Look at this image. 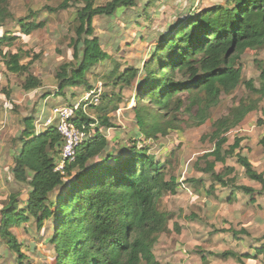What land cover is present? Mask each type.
I'll use <instances>...</instances> for the list:
<instances>
[{"label": "trees", "instance_id": "obj_1", "mask_svg": "<svg viewBox=\"0 0 264 264\" xmlns=\"http://www.w3.org/2000/svg\"><path fill=\"white\" fill-rule=\"evenodd\" d=\"M9 1L0 0V30L15 22ZM137 1L111 0L94 6L96 0H61L56 9L51 10L65 11L72 5H82L76 15L72 63L63 64L55 74L58 95L67 88L91 90L87 76L97 75L94 72L97 66L111 61L101 49V40L93 36V19L112 18L117 10L132 8ZM30 18L16 21L19 34L0 36V58L5 70L11 75L23 76L21 89L26 93L41 88L42 80L30 72V62L21 64L18 53H3V48L10 47L19 37H28L45 28L44 21L35 22ZM263 46L264 0H226L225 6L177 22L169 34L160 36L149 54V62L143 64L145 77L135 96V105L130 109L140 134L148 140L177 131L176 118L169 116L170 110L181 108L183 103L177 100L173 108L169 107L181 93L189 95L185 111L195 109L190 115L193 124L203 125L220 96L230 95L240 85V58L246 51ZM113 63L101 80L114 87H130L139 76V70L128 66L121 69L117 62ZM256 64L259 88H255L251 80L245 82L244 87L256 94L259 101L240 104L231 116L213 124L210 139L214 146L202 157L211 160L199 170L213 182L205 191L207 198L217 186L230 189L227 203H231L238 192L251 196L250 201H253V189L236 186L235 170L226 165L230 158H235L245 176L258 183L264 193V174L257 172L241 153L244 138L235 136L229 144L227 136L264 101V66L260 62ZM178 77L183 80H177ZM117 97L101 95L102 106L94 109L96 122H99L94 134L79 146L74 161L65 166L63 174L54 171V159L62 145L56 129L50 126L36 133L33 117L22 120L24 128L14 141L19 142L20 150L11 169L15 192H11L7 204L0 210V240L17 256L18 262L22 263L25 257L11 229L33 220L38 230L45 222L53 221L56 264H159L153 251L169 223L168 215L159 210V201L165 195H177L184 183L180 184L172 176L166 180L162 164L136 144L110 152L102 129L112 128L107 115L117 111ZM260 114L264 117V107ZM72 121L77 128L94 124L81 109ZM258 123L261 125V120ZM259 145L264 151L263 137ZM216 165L223 167L221 173H216ZM23 187L28 188V193L24 208H20ZM174 230L180 231L177 227ZM257 250H264V244ZM228 256L239 264L250 257L224 254Z\"/></svg>", "mask_w": 264, "mask_h": 264}, {"label": "rangeland", "instance_id": "obj_2", "mask_svg": "<svg viewBox=\"0 0 264 264\" xmlns=\"http://www.w3.org/2000/svg\"><path fill=\"white\" fill-rule=\"evenodd\" d=\"M60 1H9V10L15 22L7 24L4 30H0V36L19 34L16 23L18 20L31 17L30 20L45 23L44 29L37 30L25 38L19 37L10 47L3 48V53H18L21 64L31 63L30 72L42 80L41 88L30 93L24 92L21 89L23 76L7 73L0 58V108L6 111L5 117L16 120L19 125L17 130L24 128L22 120L28 117L34 118V130L35 127L38 129L48 127L45 123L51 116L52 106L48 107L51 110L44 122L39 118L38 112L42 99L47 95L57 94L55 74L63 64L72 63V42L76 39L74 34L77 26L76 15L82 5H72L65 11H51L56 9ZM109 1L111 0H96L94 6H101ZM225 3L226 0H138L132 8L117 10L112 18L95 17L92 21L93 36L101 40V49L111 61L105 65L107 68L102 65L97 66L94 70L97 75H88L90 84L92 89L101 85V94L118 95L117 111L107 115L112 128L102 129V134L110 140V152H118L122 148L129 149L136 144L138 149L145 150L157 163L162 164L166 180L172 176L180 184L184 183L177 195H165L159 201V210L169 217L167 231L160 235V243L165 244L169 249L173 244L178 252L188 254L192 258L203 254L207 258L205 264H236L233 259H225L227 260L225 262L214 256L233 248L231 236L226 233L229 229L237 232L240 228H244L252 238L264 235V198L258 200L259 210H253L246 205V199L233 206L227 205L224 199L229 190L217 186L214 188V193L207 198L205 191L213 182L209 175L199 171L211 160L202 157L213 149L214 143L210 139L213 124L231 116L240 104L248 105L259 101L256 94L245 89L244 83L251 80L255 88H259V71L256 63L260 62L264 66V46L248 50L240 58L238 63L242 71L240 85L230 95L220 96L219 103L210 109L208 120L201 126H195L190 118L195 109L189 113L185 111L189 103L187 93L177 94L171 102L169 108H173L177 100L183 103L181 108L170 110L169 115L176 118L174 124L178 126V130L170 132L163 138L158 136L146 140L140 134L130 109L135 105V96L145 77L142 72L143 64L149 62V54L158 44L160 36L169 34L177 22L195 17L199 12L225 6ZM113 62H117L121 69L128 66L139 70V76L130 87H114L110 84L106 85L101 80L112 68ZM177 80L183 79L178 77ZM18 100H22L21 103L13 102ZM263 102L260 101L258 109L248 114L244 122L227 136L229 144L235 136L247 139L245 145L248 153L251 154L246 152L245 154L254 163L255 170L264 174V153L258 144L260 138H264V117L260 114V110L264 107ZM101 104L98 107H90V119L94 121L95 127L99 122H96L97 111L94 109L102 106ZM58 105L62 104H55ZM259 120L261 125L258 123ZM115 134L117 142L111 144ZM19 135L20 133L16 134V139ZM14 141L13 145L18 146L19 142ZM17 152L18 149L15 154ZM57 162L58 159H54V164ZM226 165L234 168L237 184L252 185L236 164L235 158L228 159ZM215 171L221 173L223 167L216 165ZM12 182L11 175L8 180H4L0 190V206L6 205L8 196L11 192H15ZM21 193V206H19L24 208L28 188L23 187ZM174 227L180 229V232H176ZM11 232L25 258L22 263L18 262L17 256L0 240V264H56L58 256L55 251L56 246L52 244L53 221L45 222L43 228L38 230L35 222L30 220L25 225L12 228ZM250 241L252 239H249L247 244ZM159 252L161 253L160 249ZM166 255L167 252L164 256Z\"/></svg>", "mask_w": 264, "mask_h": 264}, {"label": "crops", "instance_id": "obj_3", "mask_svg": "<svg viewBox=\"0 0 264 264\" xmlns=\"http://www.w3.org/2000/svg\"><path fill=\"white\" fill-rule=\"evenodd\" d=\"M149 51H150V49H149ZM87 82H88L89 86H91L88 76H87ZM91 90H92V86H91ZM91 90L86 89L84 87L67 88V89L62 91L61 95L54 93V94L45 96L42 99L41 108L38 111L40 114L39 118H41L45 122V119L47 118L48 113H50V110H51V109H48V107L52 106V108H53V106H55V104H58V103H60V104L65 103L68 105H74L78 101L81 100V98L84 96L85 93H88ZM27 95L28 94H26V96ZM21 101L22 100L13 101V102L16 104H19V103H21ZM7 104L11 106V104H9V102H7ZM3 106L7 107L6 105H3ZM82 113L84 116L90 118V108H88L86 111H84ZM5 116H6V111H3L0 108V190L2 189V185L4 183V180H8L9 175L12 176L11 169L14 166V157L16 155L15 151L18 149V152H19V150H20V146L19 145L18 146L13 145V141H14V139H16V134L18 135V133H20L23 130L22 127L19 130H17L16 128L19 127V125L16 122V120H12V118L5 117ZM42 123H43V121H42ZM48 127H50V126H48ZM48 127L41 128L36 133H40V132L44 131L45 129H47ZM112 130H114V129H112ZM243 138H244V141L241 143V153L243 154V156L247 157V159L250 161V163L253 165V168H254V163L250 160L249 156L246 155L248 153V149L246 148L247 146L245 145L247 142V139L245 137H243ZM106 139L108 141L109 147H111L110 143H109V141H110L109 138L107 137ZM116 139H117V135L115 134L111 140V144H115L117 142ZM258 144H259V142H258ZM261 149H262V147H261ZM245 152H246V154H245ZM262 152L264 153L263 149H262ZM248 154H251V152H249ZM58 158L55 157V159H58ZM8 172H10V173H8ZM245 178H247V177L245 176ZM247 180L252 185H239V184H237V178H236V186H245V187L253 189L254 190V193L252 194L253 201H250L251 196L238 192L236 194V198L234 200H232L231 203L225 202L226 198L224 199V202L229 206H233L236 203H239L240 201H242L243 199H246L247 200L246 205H248L253 210H259L260 205L258 203V200H259V198H264V193H261V186L258 183H255V182L249 180L248 178H247ZM12 181H13V178H12ZM229 191H230V189H229ZM2 207L3 206H0V210L2 209ZM221 231H223V230H221ZM242 231L244 233H242ZM233 232L235 233V235H233ZM226 233H228V235L231 236L230 241L232 242L233 248L229 249L230 251L224 250L220 254H215V255L213 254L215 257H218V258L224 260L225 262L227 261L225 259L230 258V259H233L236 262V264H239V262L236 259H234L230 256L224 257V254H226V253H235L238 255H249L250 256L248 259H242L243 264H264V250H261V251L257 250L262 246V244H264V240H263L264 235L259 236V238L258 237L252 238V236L244 228H240V230L237 232L232 230V229H229L228 232H226ZM249 239H252V241H250V243L247 244ZM160 240H161V238L159 237L158 242H157L156 246L154 247V251H153V255H154L155 259L160 264H205V262L207 261L206 256H204L203 254H199L198 256L195 255L194 258H192V256H190L188 254L184 255L183 253H180V251L178 252V250H176V247H174L173 244H172V248H170V249L165 244L161 245ZM159 249H160L161 253L159 252ZM168 249H169V251H166ZM166 252H167V255L164 256ZM257 252H261V253L257 254ZM202 257L204 258L203 260H202ZM211 259L213 260V258H211Z\"/></svg>", "mask_w": 264, "mask_h": 264}, {"label": "built area", "instance_id": "obj_4", "mask_svg": "<svg viewBox=\"0 0 264 264\" xmlns=\"http://www.w3.org/2000/svg\"><path fill=\"white\" fill-rule=\"evenodd\" d=\"M101 93V85H97L91 91L85 93L76 104H62L52 108L51 116L46 121L45 126H53L62 139L58 162L54 167L55 172L63 174L65 166L74 161L79 146L93 136L94 124L89 125L88 128L85 126L77 128L72 120L75 119L78 110L81 109L84 112L90 107H98ZM39 130L35 127V132Z\"/></svg>", "mask_w": 264, "mask_h": 264}]
</instances>
